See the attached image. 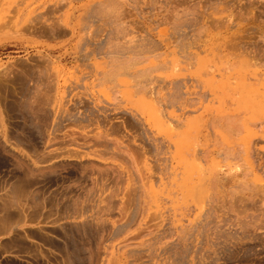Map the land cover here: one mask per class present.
Returning <instances> with one entry per match:
<instances>
[{
  "label": "rangeland",
  "instance_id": "obj_1",
  "mask_svg": "<svg viewBox=\"0 0 264 264\" xmlns=\"http://www.w3.org/2000/svg\"><path fill=\"white\" fill-rule=\"evenodd\" d=\"M263 36L264 0H0V264H264Z\"/></svg>",
  "mask_w": 264,
  "mask_h": 264
},
{
  "label": "bare ground",
  "instance_id": "obj_2",
  "mask_svg": "<svg viewBox=\"0 0 264 264\" xmlns=\"http://www.w3.org/2000/svg\"><path fill=\"white\" fill-rule=\"evenodd\" d=\"M110 1V0H109ZM241 1V0H240ZM243 1V0H242ZM118 2V1H117ZM252 2V1H251ZM250 2V3H251ZM254 3V2H253ZM112 5V4H111ZM124 5V4H123ZM122 6V5H121ZM120 7V6H119ZM115 8V7H114ZM111 11V10H110ZM217 12V11H216ZM111 13H112V11H111ZM115 13V12H114ZM122 14V13H121ZM241 15V14H240ZM43 16V15H42ZM166 16V15H165ZM106 17V16H105ZM123 17V16H122ZM210 17H211V15H210ZM119 20V19H118ZM213 21V20H212ZM59 23V22H58ZM217 30V29H216ZM199 31V30H198ZM199 33V32H198ZM127 36V35H126ZM264 37V36H263ZM264 41V40H263ZM262 42V41H261ZM151 45V44H150ZM262 47V46H261ZM187 48V47H186ZM258 49H260V48H258ZM250 50V49H249ZM264 50V49H263ZM246 51V50H245ZM252 54V53H251ZM262 54V53H261ZM115 55V54H114ZM263 55V54H262ZM252 59V58H251ZM259 59V58H258ZM256 60V59H255ZM249 62V61H248ZM256 63V62H255ZM255 63H253L254 65L253 66H256L255 65ZM257 64V63H256ZM250 66H252V64H250ZM259 75V74H258ZM261 77V76H260ZM261 79V78H260ZM260 81V80H259ZM35 91V90H34ZM37 97V96H36ZM44 102V101H43ZM47 103V102H46ZM47 106V105H46ZM101 112V111H100ZM92 118V117H91ZM96 119V118H95ZM70 124V123H69ZM97 135H101V134H97ZM105 135H107V134H105ZM78 136V135H77ZM84 136V135H83ZM85 137V136H84ZM95 137V136H94ZM103 137V136H102ZM67 138V137H66ZM100 138H101V136H100ZM104 138V137H103ZM55 140V139H54ZM60 140V139H59ZM75 140V139H74ZM96 141H97V139H96ZM103 141V140H102ZM108 141V140H107ZM74 143H76V142H74ZM119 143V142H118ZM121 144V143H120ZM119 144V145H120ZM79 145V144H78ZM77 145V146H78ZM84 145V144H83ZM64 146V145H63ZM75 146V145H74ZM62 147V146H61ZM92 148V147H91ZM120 149V148H119ZM125 151V150H124ZM127 153V152H126ZM56 154V153H55ZM74 155H77V154H74ZM79 155V154H78ZM103 155V154H102ZM129 155V154H128ZM88 156H90V155H88ZM108 156V155H107ZM133 157V156H132ZM117 159V158H116ZM132 160V159H131ZM134 161V160H133ZM132 163V162H131ZM114 173V172H113ZM121 174V173H120ZM99 176V175H98ZM119 179V178H118ZM101 185V184H100ZM76 186V185H75ZM101 187V186H100ZM88 194V193H87ZM86 196V195H85ZM127 201V200H126ZM243 202V201H242ZM58 205V204H57ZM241 205V204H240ZM261 205H263V204H261ZM226 207V206H225Z\"/></svg>",
  "mask_w": 264,
  "mask_h": 264
},
{
  "label": "crops",
  "instance_id": "obj_3",
  "mask_svg": "<svg viewBox=\"0 0 264 264\" xmlns=\"http://www.w3.org/2000/svg\"><path fill=\"white\" fill-rule=\"evenodd\" d=\"M12 250L14 251L15 250V247L13 246Z\"/></svg>",
  "mask_w": 264,
  "mask_h": 264
}]
</instances>
